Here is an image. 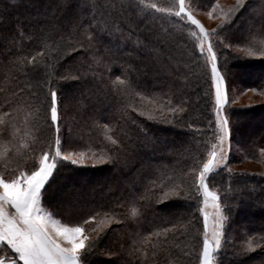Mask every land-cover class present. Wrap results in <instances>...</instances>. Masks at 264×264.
I'll list each match as a JSON object with an SVG mask.
<instances>
[{
  "label": "trees",
  "instance_id": "trees-1",
  "mask_svg": "<svg viewBox=\"0 0 264 264\" xmlns=\"http://www.w3.org/2000/svg\"><path fill=\"white\" fill-rule=\"evenodd\" d=\"M190 1L200 9L218 2ZM152 3L166 7L175 0H0V172L30 164L51 135L37 122L29 90L50 71L71 77L60 85L67 96L61 128L69 140L62 151L83 152L86 162H63L47 207L55 205L54 217L70 226L95 209L84 234L101 222L110 229L84 264H197L195 238L202 231L193 214L200 204L173 198L153 210L148 181L172 179L170 187L183 188L182 177L201 166L213 138L210 75L205 58L197 63L194 54L195 28L147 7ZM245 6L249 10L234 18L228 47L218 44L221 70L230 85L264 96V30L255 22L261 0H245ZM148 33L154 42L145 39ZM230 122L240 159L260 160L264 101L232 107ZM223 185L232 211L219 260L264 264V177L242 173ZM242 249L251 251L234 255Z\"/></svg>",
  "mask_w": 264,
  "mask_h": 264
},
{
  "label": "snow or ice",
  "instance_id": "snow-or-ice-1",
  "mask_svg": "<svg viewBox=\"0 0 264 264\" xmlns=\"http://www.w3.org/2000/svg\"><path fill=\"white\" fill-rule=\"evenodd\" d=\"M147 7L159 13L174 14L182 19L186 17L192 25L197 26L198 32L192 33L195 38L194 50L198 49V53L194 52V54L197 56V63L200 55L205 57V75H210L208 84L215 105L212 134L216 141L212 144L211 151L207 153V158L202 161V166L192 170L188 179L182 177L183 188L170 187L169 185L173 184L172 179L160 183L149 180L153 195L148 199V207L154 210L158 205L173 198L186 197L195 202H200L202 198V206L197 207L198 213L202 214L203 230L202 234L195 238V246L198 249L197 264H225L223 258L217 261L214 254H222L226 251L228 244L226 233L230 221L225 211L230 213L232 209L231 206L221 207L219 193L209 188V178L214 170H218L222 165L226 166L232 149L234 126L230 124L229 116L225 114V105L229 103L228 80L221 72L219 64L221 53L216 45L228 47L225 41L232 38L230 29L234 26V18H237V13L241 14V10L247 12L249 8L245 6V0H237V4L227 11L220 9L223 19L218 29L208 30L191 11H188L185 0H175V3L166 7H157L155 3ZM216 7L218 5L213 6L210 16L216 11ZM253 15L255 16L254 10ZM255 22L259 23L261 30H264V0H261L259 20ZM221 33H223L222 39ZM151 35V33L145 35V39L150 43L154 42L151 40ZM213 36L217 39L213 40ZM73 50L76 51L75 48ZM148 52L151 55L150 50ZM55 55L59 57V52L57 51ZM55 64L54 61L53 68ZM48 77L35 84L28 94L31 97L30 107L36 113L37 122L42 126L41 130L47 129L51 135L45 137L39 154H33L30 164L19 166L16 171L8 175L0 172V245L3 246L0 248V253L4 254L0 264H84V257L95 249L110 231L103 227L101 222L91 228V235L84 234L90 222L96 220L98 213L95 209L86 213L87 219L81 216L75 226H70L54 218L58 214L54 211L55 205L52 206L53 210L47 207L56 176L59 170L66 166L63 162L85 166L83 152L79 156L75 153H66L59 164L57 162V158L61 157L62 149L69 143L68 137L61 128L63 118L60 112L67 96L60 85L71 77L63 74L54 76L51 71ZM179 110L182 113L185 111L182 107ZM168 111L175 116L177 110L168 106ZM159 113L161 122H165L167 120L165 107L162 106ZM139 115L144 116L145 113L140 112ZM148 118L156 119L151 114ZM115 151L119 152L120 146H117ZM111 160L113 163L118 162L117 157H112ZM209 204L214 209L211 215L207 211ZM193 215L199 222L201 217ZM260 240H264V236H261ZM85 249L86 251L82 252ZM9 250L11 256L8 255ZM249 251L251 249H242L234 255H247Z\"/></svg>",
  "mask_w": 264,
  "mask_h": 264
},
{
  "label": "rangeland",
  "instance_id": "rangeland-1",
  "mask_svg": "<svg viewBox=\"0 0 264 264\" xmlns=\"http://www.w3.org/2000/svg\"><path fill=\"white\" fill-rule=\"evenodd\" d=\"M185 4L188 7V11H191L193 15L196 16V18L203 24V26L208 29V30H213V29H218V25H220L221 20L223 17L220 15V9H223L224 11H227L229 8L235 6L237 4V0H218L216 5V11L213 13V15H209L210 12H212V8L210 9H200L197 6H195L193 3H191L190 0H185ZM158 6V5H157ZM181 20H184L185 22L191 24L190 21L187 20V18H180ZM192 25V24H191ZM195 29H193L194 32H198V28L195 25H192ZM217 37L213 36V40H216ZM217 50L218 49V44L216 45ZM202 57H204L202 55ZM205 58V57H204ZM221 63V60H219V64ZM222 72V70H221ZM225 74L224 72H222ZM228 98H229V103L225 105V114L229 116L230 119V110L232 107H246V106H251L257 103H260L264 101V96L259 94L256 89L254 88H244V87H239L236 85H230L228 83ZM214 96L212 95V111L214 112ZM231 124V122H230ZM216 141L212 138V142H210L207 145V152L205 157L201 159V166H202V161L207 158V153L211 151V146L214 144ZM232 143V149L231 153L228 155V159L226 161V166H220L218 170H214L213 174L209 178V188L212 191H216L220 195V205L222 208H225L226 206H231V201L228 199V195H226L225 189L223 187V182L226 179L235 180V176H239L242 173L243 174H251L254 176H262L264 177V149H261L259 154L261 156V159L256 161V160H242L240 159V154L242 152L241 147L231 141ZM68 152L62 151L61 157L64 154ZM69 153H75L77 156L81 152H69ZM85 157V153H84ZM237 157V158H236ZM239 159L241 161H239ZM86 162V160H85ZM232 188V187H231ZM198 195V194H197ZM200 206H202V198L201 201L198 202ZM232 209V208H231ZM207 211L211 213L214 211V209L211 207V204H209ZM225 215L231 217V212L225 211ZM201 217L200 224L201 231L202 230V214L199 213ZM198 227V229L200 228ZM197 229V228H196ZM230 229L228 226L227 230ZM227 234V233H226ZM227 238V237H226ZM2 248V246L0 247ZM3 253H0V259L3 258ZM8 255L11 256L10 250L8 251ZM214 257L217 261H219V256L218 254H214Z\"/></svg>",
  "mask_w": 264,
  "mask_h": 264
},
{
  "label": "crops",
  "instance_id": "crops-1",
  "mask_svg": "<svg viewBox=\"0 0 264 264\" xmlns=\"http://www.w3.org/2000/svg\"><path fill=\"white\" fill-rule=\"evenodd\" d=\"M55 218V217H54ZM56 219V218H55ZM2 245H0V247H1Z\"/></svg>",
  "mask_w": 264,
  "mask_h": 264
}]
</instances>
